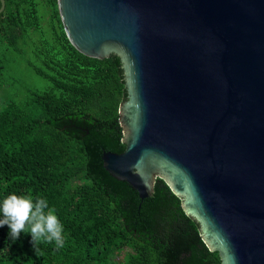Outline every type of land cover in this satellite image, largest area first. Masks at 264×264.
Masks as SVG:
<instances>
[{"label": "water", "instance_id": "1", "mask_svg": "<svg viewBox=\"0 0 264 264\" xmlns=\"http://www.w3.org/2000/svg\"><path fill=\"white\" fill-rule=\"evenodd\" d=\"M56 4L76 51L122 64L125 147L103 169L141 200L165 180L221 264H264V0Z\"/></svg>", "mask_w": 264, "mask_h": 264}, {"label": "trees", "instance_id": "2", "mask_svg": "<svg viewBox=\"0 0 264 264\" xmlns=\"http://www.w3.org/2000/svg\"><path fill=\"white\" fill-rule=\"evenodd\" d=\"M3 1L0 90L14 64L42 85L0 100V201L10 193L42 196L66 240L63 248L44 241L34 247L30 234L13 240L0 226V264H221L165 180L158 178L152 196L141 200L102 167L103 152L125 147L119 57L76 51L56 0Z\"/></svg>", "mask_w": 264, "mask_h": 264}, {"label": "clouds", "instance_id": "3", "mask_svg": "<svg viewBox=\"0 0 264 264\" xmlns=\"http://www.w3.org/2000/svg\"><path fill=\"white\" fill-rule=\"evenodd\" d=\"M0 215L3 216L0 226H8L13 240L23 232L31 235L34 247L41 241L54 242L57 248L65 246L63 225L55 214V209L42 196L10 193L0 201Z\"/></svg>", "mask_w": 264, "mask_h": 264}, {"label": "rangeland", "instance_id": "4", "mask_svg": "<svg viewBox=\"0 0 264 264\" xmlns=\"http://www.w3.org/2000/svg\"><path fill=\"white\" fill-rule=\"evenodd\" d=\"M8 85L0 90V100H16L26 93L29 87H41L42 82L37 80L23 65L14 64L8 73Z\"/></svg>", "mask_w": 264, "mask_h": 264}]
</instances>
